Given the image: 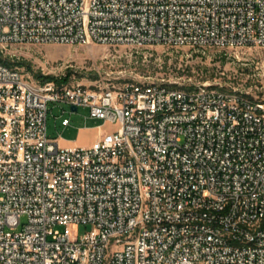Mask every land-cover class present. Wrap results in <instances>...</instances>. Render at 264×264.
Listing matches in <instances>:
<instances>
[{
  "label": "built area",
  "instance_id": "2783aa9c",
  "mask_svg": "<svg viewBox=\"0 0 264 264\" xmlns=\"http://www.w3.org/2000/svg\"><path fill=\"white\" fill-rule=\"evenodd\" d=\"M52 42L264 47V0H0V52ZM58 101L118 125L61 146ZM0 264H264V101L39 83L0 61Z\"/></svg>",
  "mask_w": 264,
  "mask_h": 264
},
{
  "label": "rangeland",
  "instance_id": "374dc122",
  "mask_svg": "<svg viewBox=\"0 0 264 264\" xmlns=\"http://www.w3.org/2000/svg\"><path fill=\"white\" fill-rule=\"evenodd\" d=\"M0 58L39 83L56 80L93 88L141 81L186 87L210 83L264 101V47L261 46L227 49L163 43L133 47L52 42L10 47L0 52ZM70 112L71 105L66 102L50 103L48 134L61 136V146L88 144L96 132H109L118 125L101 118L87 119L88 108L80 106L72 116V123L62 126V119L69 117ZM89 227L84 223L74 225L79 234Z\"/></svg>",
  "mask_w": 264,
  "mask_h": 264
},
{
  "label": "crops",
  "instance_id": "0c3cea01",
  "mask_svg": "<svg viewBox=\"0 0 264 264\" xmlns=\"http://www.w3.org/2000/svg\"><path fill=\"white\" fill-rule=\"evenodd\" d=\"M88 112H89V110H88ZM75 114V110L74 111H72V112H70V116H69V118H70V124L72 123V116ZM87 119H98V118H92V117H87ZM62 124V123H61ZM69 125V124H68ZM68 125H63L62 124V126H68ZM104 133H106L105 131H103V130H100L99 132H96L95 134H94V136L91 138V140H90V142H88V144H83L82 146H86V145H90V144H92L95 140H97L101 135H103ZM60 137L61 136H54V137H52V138H55L57 141H58V143H59V139H60ZM66 146H79L78 144H72V145H66Z\"/></svg>",
  "mask_w": 264,
  "mask_h": 264
},
{
  "label": "trees",
  "instance_id": "16d2710c",
  "mask_svg": "<svg viewBox=\"0 0 264 264\" xmlns=\"http://www.w3.org/2000/svg\"><path fill=\"white\" fill-rule=\"evenodd\" d=\"M0 61L4 62V63H8L7 60H3L2 58H0ZM48 78H51V77H48Z\"/></svg>",
  "mask_w": 264,
  "mask_h": 264
},
{
  "label": "water",
  "instance_id": "95a60500",
  "mask_svg": "<svg viewBox=\"0 0 264 264\" xmlns=\"http://www.w3.org/2000/svg\"><path fill=\"white\" fill-rule=\"evenodd\" d=\"M71 108L77 110V106H71Z\"/></svg>",
  "mask_w": 264,
  "mask_h": 264
}]
</instances>
